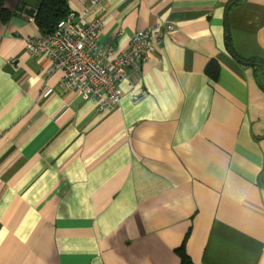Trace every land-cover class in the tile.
I'll return each instance as SVG.
<instances>
[{"label": "crops", "instance_id": "crops-1", "mask_svg": "<svg viewBox=\"0 0 264 264\" xmlns=\"http://www.w3.org/2000/svg\"><path fill=\"white\" fill-rule=\"evenodd\" d=\"M1 1L0 264H264V0L90 7L110 60L175 27L106 114L26 52L43 0Z\"/></svg>", "mask_w": 264, "mask_h": 264}, {"label": "built area", "instance_id": "built-area-1", "mask_svg": "<svg viewBox=\"0 0 264 264\" xmlns=\"http://www.w3.org/2000/svg\"><path fill=\"white\" fill-rule=\"evenodd\" d=\"M89 6L81 15L69 13L60 19L54 31L26 40L31 56H46L53 69L63 73L64 86L84 99L96 103L99 113L106 114L120 106L124 91L121 81L135 89L142 79L143 63L155 52L165 33L173 32V24L159 23L135 32L129 46L110 60L99 37L104 28L100 16H91L90 7L104 10L106 0H83ZM146 96L144 88L133 94L138 103Z\"/></svg>", "mask_w": 264, "mask_h": 264}, {"label": "trees", "instance_id": "trees-1", "mask_svg": "<svg viewBox=\"0 0 264 264\" xmlns=\"http://www.w3.org/2000/svg\"><path fill=\"white\" fill-rule=\"evenodd\" d=\"M0 3H2L1 0ZM67 15L68 11L65 12L62 9L61 0H43L38 6L35 19L45 34L54 31L57 22ZM261 66L264 67V62H261ZM188 262V259L183 257L182 263L188 264Z\"/></svg>", "mask_w": 264, "mask_h": 264}, {"label": "water", "instance_id": "water-1", "mask_svg": "<svg viewBox=\"0 0 264 264\" xmlns=\"http://www.w3.org/2000/svg\"><path fill=\"white\" fill-rule=\"evenodd\" d=\"M236 1H238V0H234V1H232L230 4H229V6H228V8H227V12L229 11V9H230V7L236 2ZM29 15H35V13H36V9L35 8H29V9H27V11H26ZM231 50V49H230ZM232 51V50H231ZM233 53V52H232ZM234 55V54H233ZM235 56V55H234ZM235 58L237 59V60H239L240 61V59L238 58V57H236L235 56ZM246 64H257V63H250V62H247ZM257 65H261V64H257Z\"/></svg>", "mask_w": 264, "mask_h": 264}]
</instances>
